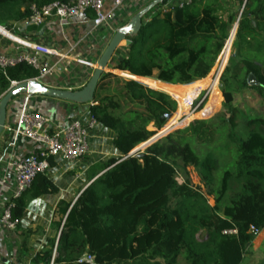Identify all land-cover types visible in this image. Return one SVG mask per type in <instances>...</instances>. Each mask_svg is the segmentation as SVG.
Returning a JSON list of instances; mask_svg holds the SVG:
<instances>
[{
    "label": "trees",
    "instance_id": "1",
    "mask_svg": "<svg viewBox=\"0 0 264 264\" xmlns=\"http://www.w3.org/2000/svg\"><path fill=\"white\" fill-rule=\"evenodd\" d=\"M53 1L70 0H0V25L25 19L33 3ZM248 6L239 21L237 43L245 42L244 35L252 31L248 10H264L261 5L256 9ZM149 13L143 17L140 33L127 36L132 44L129 54L116 63L119 70H110L142 80L103 74L90 107L94 119L116 133L113 144L123 156L155 136L177 110L172 96L144 85L148 78L183 85L207 77L237 15L220 7L219 0L195 1L166 13L147 44L140 48L146 24L157 18ZM254 60L244 55L233 68L226 67L220 85L221 114L195 120L122 161V157H112L100 162L97 168L103 173L81 191L73 206L60 203L63 212L68 213L62 226L55 224L62 232L59 243L56 237L49 239L33 262L88 264L78 260L90 254L96 264H241L253 240L251 227L264 228V120H254L253 115L242 118L244 109L235 103L237 92L248 86L246 75L250 73L256 76L251 89L264 96V67ZM37 76L38 71L26 63L10 67L7 76H0V99L12 82ZM172 93L178 99L184 96L180 89ZM207 106L204 111L218 108L211 99ZM214 117L220 125L211 121ZM242 120L244 138L238 133ZM216 133L229 136L237 145L230 150L231 161L219 179L215 175L217 163L208 151ZM179 162L199 171L209 194L215 196L214 205L194 191L171 199ZM232 180L239 182V189L229 204L224 203ZM54 190L46 174H39L32 187L15 200L13 220L18 222L26 215L33 199ZM201 230L206 232L204 237L198 236Z\"/></svg>",
    "mask_w": 264,
    "mask_h": 264
},
{
    "label": "crops",
    "instance_id": "2",
    "mask_svg": "<svg viewBox=\"0 0 264 264\" xmlns=\"http://www.w3.org/2000/svg\"><path fill=\"white\" fill-rule=\"evenodd\" d=\"M151 1L145 0L143 7ZM112 4V0H106L105 10H109ZM244 4L245 7L248 4V8L256 9L260 5L264 7V0H243L241 4L239 3V7L238 5L234 7L233 12L237 14L234 26L237 24L238 27L239 25L245 9V7L243 9ZM137 7V10L133 12L137 13L141 9V6ZM220 7H224V5L220 3ZM135 13L130 15L129 18L120 16L118 22H114L110 26L101 27L95 37L89 34L94 17L93 12L88 13L87 16H79L73 21L64 24V26H61L57 21H52L38 28L26 26L21 21L17 24H14L16 21L9 22L7 26L21 37L29 38L61 54L71 56V58H62L55 54L44 56V60L51 65L57 64V66L53 73L40 80L50 87L78 90L86 85L96 67L77 63L72 58L79 57L97 63L105 48L104 44L106 45L116 32V29L128 22ZM219 13L223 14V11L220 10ZM247 13L249 14L248 20L252 31L244 35L245 42L243 45L237 42L236 45H239V53L254 57L255 63L264 67V10L258 13H249L248 10ZM0 30L5 32L1 27ZM235 33H237V30L234 27L221 57V60L224 59L225 63L229 58ZM123 48H125L123 54H119L118 51L114 54L118 58L117 62L129 54V47L125 46ZM26 52L25 48L19 47L10 39L8 40L0 35V54L16 55ZM116 63L110 65L104 71V74L112 73L127 80H142V78L133 74L131 79H128L123 75L113 73L110 70L116 69ZM243 75L244 70L241 72L242 77ZM246 76L248 86L237 92L235 103L244 110L252 112V119L257 121L264 120V96L260 97L251 89L256 84V76L253 73ZM148 79L152 80L153 85L151 86L153 88H158L157 84H159L160 88L171 93L173 89H180L184 92V96L181 99L185 100L193 97L201 88L211 83L210 77L198 81L196 85L189 86H184L186 84L170 85L153 77ZM215 88L219 90L217 83ZM220 92L222 95L221 89ZM222 104L223 95L221 104L217 103L218 108ZM26 105L33 112L49 117L51 120L49 128L64 126L73 117H79L84 122H88L92 118L90 111L92 103L76 104L67 100L42 95L29 96L20 94L12 99L7 107L6 127L9 126L10 128L16 125ZM115 138L116 133L113 130L105 128L102 124L96 122L91 131L90 153L87 156L75 162L65 161L60 158L53 159V164L46 176L55 190L33 199L27 207L26 215L17 222L15 229H9L0 222V264H44L42 261L34 263L33 259L43 251L49 239L56 237L57 244L59 243L58 238L61 232H58L55 224L60 223L62 226L68 213L63 212L60 203L66 202L71 208L81 191L103 173L97 168L100 162L112 157L117 159L123 157V154L113 144ZM38 147H41L40 142L25 136L13 135L10 130L9 133L6 129L3 131L0 137V217L5 206L12 200L15 188L13 160L22 158ZM263 262L264 228L261 230L260 235L247 245L242 263L263 264Z\"/></svg>",
    "mask_w": 264,
    "mask_h": 264
},
{
    "label": "built area",
    "instance_id": "3",
    "mask_svg": "<svg viewBox=\"0 0 264 264\" xmlns=\"http://www.w3.org/2000/svg\"><path fill=\"white\" fill-rule=\"evenodd\" d=\"M195 1L199 0H166L162 8L159 7L157 9V13L164 15L168 12H173L177 8H184L191 5ZM105 2L106 0H70L68 2L53 1L43 5L33 3L30 6V15L21 20V22H24L26 26L34 28L41 27L52 21H57L61 26H64V24L73 21L79 16H87L88 13L93 12L94 17L89 34H91L92 37H95V34L96 36L98 35L97 32L101 27L110 26L112 23L118 22L120 20V16L129 18L130 15L135 13L133 11L137 10V6H141L142 9L145 0H112L113 4L109 10H105ZM244 7L245 4L243 5V9ZM19 22L20 21H16L14 24ZM126 24L127 22L122 24L116 29V31ZM0 27L5 30V32L0 30V35L2 37H5L8 40L10 39L19 47L27 50L26 53H18L16 55L0 54V76H7L8 69L10 67H14L20 63H26L38 71V76L34 79L40 80L53 73L57 66V64L51 65L49 62L44 60V56L55 54L62 58H71L68 54H61L50 47L43 46L29 38L21 37L15 34L7 25H0ZM226 44L224 45L217 62L212 67L208 76L203 78L206 79L210 77L211 83L201 88L198 93L193 95V97H190L187 100V106H184V109H182L180 100L176 95L160 88L161 91L172 96L177 102V110L172 117L176 116L175 121L178 122V124L172 128H169L168 126L165 127L170 129L168 134L177 129L188 126L191 122L197 120L196 118L209 119L217 112V109L212 112L204 110L206 109V106L212 96L213 84L217 83V87L220 90L221 77L228 64V60L226 63H222L221 60ZM106 45L104 44L105 47ZM72 59L80 64H89L97 67V63H93L83 58L73 57ZM203 79L196 80L184 86L196 85L198 81ZM13 83L17 82H12V84ZM96 122L97 121L93 116L88 122H84L79 117H73L64 126L49 128L51 123L49 117L33 112L27 105L24 106L16 125L10 128L9 126H5V129L8 133L10 130L13 135L25 136L40 142L41 147L31 150L22 158L13 160L12 167L14 171L15 188L12 200L5 206L2 212L0 222L5 224L9 229L16 228L17 221L13 220L11 214L15 200L20 198L25 191L32 187L34 180L39 174H46L48 172L51 168V160L60 158L65 161L75 162L83 159L90 153V136ZM149 145L151 144H143L137 149V151L144 150ZM261 230L262 229L254 226L251 227L250 234L253 239L260 235ZM55 254L56 249L54 251V255ZM78 263L95 264V258L90 254H86L78 260Z\"/></svg>",
    "mask_w": 264,
    "mask_h": 264
},
{
    "label": "rangeland",
    "instance_id": "4",
    "mask_svg": "<svg viewBox=\"0 0 264 264\" xmlns=\"http://www.w3.org/2000/svg\"><path fill=\"white\" fill-rule=\"evenodd\" d=\"M219 3L224 5V7H228V8L231 7L232 11H233V9H235L234 7H236L237 5L239 7V3L241 4L240 0H219ZM162 6H163V3L159 5L160 8H162ZM159 7L157 6V8L156 7L153 8L150 11V13H149V15L151 17L152 16H156L157 18L152 19V21L150 23L146 24V31L144 33V36L141 39V42L139 43L140 48H143V45L147 44V42H148L150 36L152 35V33H154L155 29L158 28V25L160 24L159 21H161V19L164 18V16H165V14L162 15L160 13H157V9ZM5 25H7V24H5ZM234 27L235 26L233 24L232 27L229 30L228 38H229L230 33L232 32ZM237 30H238V27H237ZM228 38L225 40L224 45L226 44ZM243 43H244V41L239 43V44L243 45ZM123 47H125V44H123V46H121V47H119L117 49L119 54H123V51L125 49ZM238 49H239V45L238 44L236 45V36H235V39H234V42H233V46H232V49H231V53H230V56H229V59H228L227 66L229 65L231 68H233V66H235L238 62H240L244 58L243 54H241V53H240V55L238 54L240 52V49L239 50ZM125 51H129V50H125ZM220 54H221V52H220ZM220 54H219V56H220ZM219 56H218V58H219ZM218 58H217V60H218ZM117 60H118V58L115 55H113L112 60L110 62V65L115 64L117 62ZM217 60H216V62H217ZM144 85L153 88V86H151V85H153V83H152V80H150V79L147 80ZM158 88H154V89L161 91ZM179 100H180V103H181L185 99H179ZM181 106H182V103H181ZM209 108H208V110H212V111L216 110L215 108H210V109ZM182 109H184L183 106H182ZM222 111H223V108L220 105L219 108L217 109V112L215 114L219 115V114H221ZM252 114L253 113L248 111V110H242V112L240 113V116L242 118H244L245 116H250ZM175 119H176V116L171 117L165 127L168 126L169 128H172V127L176 126V124H178V122H176ZM196 119L198 120V119H201V118H196ZM218 120L219 119L216 118V117L211 119V121L213 123H216L217 126L220 125V122ZM243 124H244V121L242 120L240 122V126L238 127L239 136L243 135L242 138H244L246 136V133L244 134V132L246 131L245 130L246 128H245V126H243ZM180 129H182V128H180ZM145 143H143V144H145ZM143 144H141V145H143ZM141 145H139L138 147H140ZM138 147H136L135 150ZM209 147H210V149H208V151L212 153V155L214 156V159H215V161L217 163L218 170L215 173V175H216V179L217 178L219 179L220 173L222 174V172L228 166V163L231 161L230 150L231 149H235L237 147V145H236V143H234V142H232L230 140L229 136L223 135L221 133H218V134L216 133L215 136H214V141L210 144ZM181 163L182 162H179L178 165L176 166L177 167L176 185L170 191L171 199L172 200L177 199L184 192L194 191V192L201 193L203 196L206 197V199L208 200L210 205H214L215 204V196L212 195V194H209V192H208L209 188L202 181L201 176L199 174V171L194 166H187L185 168V167L182 166ZM238 189H239V182H237L236 180H232L230 182L229 190L227 192V196H226V198L224 200V203H228L229 204L230 203L229 199L232 197V195ZM205 234H206L205 230H201L198 233V236L199 237H204ZM255 239H253L252 241H254ZM161 261H163V260L161 259ZM241 264H244V263L241 262ZM263 264H264V262H263Z\"/></svg>",
    "mask_w": 264,
    "mask_h": 264
},
{
    "label": "water",
    "instance_id": "5",
    "mask_svg": "<svg viewBox=\"0 0 264 264\" xmlns=\"http://www.w3.org/2000/svg\"><path fill=\"white\" fill-rule=\"evenodd\" d=\"M165 0H152L141 10H139L135 15H133L127 24L120 29H118L110 41L107 43L103 52L101 53L98 61L97 67L95 68L92 76L82 87L78 90L65 89V88H56L45 85L41 80L30 79L23 82L13 83L11 87L4 93L0 99V137L5 129L6 117H7V107L9 103L20 94H27L29 96L33 95H42L62 100H67L76 104H90L94 101L95 92L98 85V82L101 76L104 74V71L110 66L113 55L117 49L123 44L125 46H130L132 40L127 38V36L138 35L143 26V17L151 11L153 8L157 7ZM237 30V24L235 25ZM140 82V81H139ZM170 129L164 128L159 131L155 136H153L145 144H152L157 140L163 138L168 134ZM139 148V147H138ZM137 148V149H138ZM133 150L129 155L137 151ZM127 155V156H129ZM127 156H123L120 161L124 160ZM62 237V232L59 234L58 242Z\"/></svg>",
    "mask_w": 264,
    "mask_h": 264
},
{
    "label": "bare ground",
    "instance_id": "6",
    "mask_svg": "<svg viewBox=\"0 0 264 264\" xmlns=\"http://www.w3.org/2000/svg\"><path fill=\"white\" fill-rule=\"evenodd\" d=\"M223 62H225V60L223 59L222 60V63ZM216 87V83H214L213 84V92H212V96H211V100L213 101V102H216V103H221V100H222V95H221V92L218 90V89H216L215 88ZM186 102H187V100H183L181 103H182V106L184 107V106H187L186 105Z\"/></svg>",
    "mask_w": 264,
    "mask_h": 264
}]
</instances>
